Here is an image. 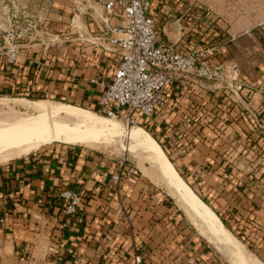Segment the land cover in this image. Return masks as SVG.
<instances>
[{
	"label": "crops",
	"instance_id": "obj_1",
	"mask_svg": "<svg viewBox=\"0 0 264 264\" xmlns=\"http://www.w3.org/2000/svg\"><path fill=\"white\" fill-rule=\"evenodd\" d=\"M9 1L43 4L37 13L48 19L50 30L66 25L73 5L85 6L74 25L86 34L99 27L92 4L100 9L104 2L0 0V28L7 23ZM154 10L159 12L158 38L174 44L198 39L192 35L193 23L186 20L197 15L183 0H150ZM111 21L121 19L113 15ZM220 39L218 58L236 62L246 86L236 91L179 75L166 92L168 105L150 120L151 129L166 146H174L171 156L178 171L192 177L197 168L204 174L193 187L230 224L234 226L236 216L245 223L251 219L249 238L264 249V23L240 36L226 30ZM32 51H22L14 64L0 59V95L40 94L96 104L99 91L88 79H108L119 57L115 50L94 49L89 43L68 44L65 52L37 46ZM32 54L40 65L32 63ZM115 171L116 163L105 156L65 145L45 146L0 163V264L218 260L214 252H201L167 193L150 185L143 174L116 183L111 179ZM66 187L81 190L84 201L78 216L61 228L64 215L56 194Z\"/></svg>",
	"mask_w": 264,
	"mask_h": 264
},
{
	"label": "built area",
	"instance_id": "obj_2",
	"mask_svg": "<svg viewBox=\"0 0 264 264\" xmlns=\"http://www.w3.org/2000/svg\"><path fill=\"white\" fill-rule=\"evenodd\" d=\"M91 9L99 27L94 34H86L82 27L74 25V18L80 12L77 5L71 7L72 17L64 27L50 30L45 16L30 13L27 5L13 4L7 28L0 30V59L14 64L22 51L31 52L34 46L65 52L72 43H89L94 49L115 50L119 57L113 74L108 79L89 78L88 83L99 91L98 113L135 124L151 120L158 109L168 105L166 92L179 75L236 91L246 86L236 62L216 59L219 43L174 44L158 38L159 12L150 11V0H109L103 2L100 9L94 4ZM113 15L121 22L113 23ZM196 15L191 25L192 33L194 25L202 27L203 23V20L197 22L201 17ZM57 20L61 21L62 17L58 16ZM211 32H215V28L210 27L208 33ZM30 60L40 65L36 55H30ZM133 174L131 166L122 158L116 162L111 179L118 183L123 178H133ZM56 197L62 203L64 215L60 227L66 228L78 216L84 195L81 190L66 187L60 189ZM0 222H4V217Z\"/></svg>",
	"mask_w": 264,
	"mask_h": 264
},
{
	"label": "bare ground",
	"instance_id": "obj_3",
	"mask_svg": "<svg viewBox=\"0 0 264 264\" xmlns=\"http://www.w3.org/2000/svg\"><path fill=\"white\" fill-rule=\"evenodd\" d=\"M0 104L6 108L0 114V161L20 158L52 142L96 148L108 142L107 136L120 132L115 119L70 103L14 97L0 98ZM127 136L139 148L140 171L153 184L165 189L207 242L219 251L229 247V255L236 264H262L246 253L242 243L180 176L146 130L132 127Z\"/></svg>",
	"mask_w": 264,
	"mask_h": 264
},
{
	"label": "rangeland",
	"instance_id": "obj_4",
	"mask_svg": "<svg viewBox=\"0 0 264 264\" xmlns=\"http://www.w3.org/2000/svg\"><path fill=\"white\" fill-rule=\"evenodd\" d=\"M183 2H184V4H186L187 6L190 7V11L193 9H196V10H198V12L202 11V12H205L208 14L207 17L205 19H203L202 27L200 29H198L197 35L200 38V40L197 39V43L203 44V43H208L210 41L211 36H208V37L206 36V34H209L208 29L210 27L215 28L217 31L221 30L222 32H225L226 30H230V32L233 35L240 36V35L248 32L249 29H253V28L258 27L259 25L264 23V0H183ZM13 4L16 6L17 5L23 6L22 4H18L16 1H9V5H7V7H6V14H7L6 22L7 23L4 26V22H3V27L0 28L1 31H3L4 28H6V26L8 24L9 13H10L11 6ZM27 6L29 8L30 13L38 14L37 11L41 10L44 5L38 4L35 6L34 4H32V6H29V5H27ZM31 9H32V11H31ZM216 59L219 61H223V60H220L218 58V54L216 56ZM0 97L20 98V96L17 97V96H4V95H0ZM62 98L63 97H61V99L55 100L52 97H45L44 96L43 99L63 102ZM64 100L66 101V103H72L75 105H78V104L87 105L89 103L86 101H81V100H77V99H69L66 97H64ZM93 107L97 108V106L94 102L92 104H90L89 109H91L94 112H97V110H94ZM5 109H6L5 106L0 104V114L4 113V111H6ZM97 114H100V113L97 112ZM115 121H117L120 124L119 134L114 135V136L113 135L107 136L106 141H108V142L102 143L99 147L90 148V147L77 145V144L52 142L49 144L42 145L41 147H39L36 150H33L30 153L37 152L45 146H52V145L53 146H55V145L64 146L65 145V146L80 147V148H83V149H86L89 151L96 152L97 154H100L101 156H105L108 160L115 162V163L118 160H121L122 158H124L126 160V162L131 166L132 169H136L138 171V174L136 177H144L145 175L139 169L140 160L142 159L141 155L138 153L139 148L128 138L127 131L132 127H140L141 126L143 129H145V128L140 123H137V124L129 123L123 118H115ZM150 135L154 138V140L156 139L152 135V133H150ZM155 141L157 142V140H155ZM27 155H25V156H27ZM22 157H24V156H22ZM13 159H16V158H13ZM13 159H10L7 161L6 160L0 161V163H6V162H9ZM169 159H170V157H169ZM179 171H180V174L182 175V176L181 175L180 176L194 190H195V188L193 187V185L195 184V182H197L199 179L204 177V174H202L201 171H197V168L193 169V171H192L193 174H191L192 177H190L186 172L183 174L182 173L183 170H179ZM144 178L147 179L146 176ZM149 184L159 188L162 191H164L165 192L164 194L167 193L164 188L156 186L155 184H153L150 181H149ZM198 195H200V194H198ZM166 196H167V194H166ZM201 196H204V195L201 194ZM204 197L206 198V196H204ZM172 200H173L174 206L178 208V205H176L174 199H172ZM185 218H186V216H185ZM186 221H188V219ZM186 221H184L183 223L186 224ZM187 224L188 225H186V226H187L188 231L190 232L189 234H191V235L195 234L194 236L198 235L201 237V235H199L197 233L195 228H194L195 233H194V231H192L191 226L189 225L190 222ZM253 227L254 226L251 224L249 226L246 225V227H244V229L236 227L235 232H232L230 229H228V230L242 243V245L245 247L246 253L248 252L249 254L254 255L262 264H264V249L262 247H260L259 245H257L255 242H253L251 238H249V235L251 234L252 230L254 231ZM236 234H238L239 236H237ZM204 241H205L204 245L206 246L205 248L207 250H211L212 252H214L219 261L225 262L228 264H236V261L229 255V249H227L229 247H227L226 249H224V248L220 249L221 251H219V250L215 249L214 246L211 245L209 242H207L205 239H204Z\"/></svg>",
	"mask_w": 264,
	"mask_h": 264
},
{
	"label": "trees",
	"instance_id": "obj_5",
	"mask_svg": "<svg viewBox=\"0 0 264 264\" xmlns=\"http://www.w3.org/2000/svg\"><path fill=\"white\" fill-rule=\"evenodd\" d=\"M192 11V13H193V15H196V14H199L200 15V17L201 18H199V20H197V22L198 21H202L204 18H205V16H206V13L205 12H202V11H199L198 12V10H196V9H193V10H191ZM201 19V20H200ZM186 20H189L190 22H192L193 20H194V18H189V16H187V18H186ZM194 30H193V34L192 35H195L197 32V30L198 29H200V27L201 26H199V24H197V26H195L194 25ZM222 35V31L220 30V31H217L216 29H215V32H211V33H209V34H207L206 36L208 37V36H211V38H210V41H209V43H216V44H218L219 43V41L221 40L220 39V36ZM194 42H197V40L196 39H194ZM11 96H17V97H19L20 96V98H23V97H25L26 99H29V100H38V99H43L44 98V96H42V95H40V94H35V95H26V96H21V95H11ZM35 98V99H34ZM53 99H55V100H57V99H61L59 96H53L52 97ZM62 101L63 102H65L66 103V101L64 100V98H62ZM70 104H72V103H70ZM90 102L87 104V105H84V104H78L79 106H81V107H83V108H86V109H88V110H91V109H89L90 108ZM75 105V104H74ZM77 105V106H78ZM93 109L94 110H97V108H94L93 107ZM92 111V110H91ZM94 112V111H93ZM95 113H97V112H95ZM99 115H102V116H105L103 113H100ZM147 131H148V133L150 132V133H152V135L156 138L155 140H157V142H158V144L160 145V147L162 148V150L165 152V154H166V156L168 157V159H169V157H170V162L173 164V159H172V157H171V154H172V151L175 149L174 148V146L173 147H171V146H166L165 144H164V142L152 131V129H151V125H152V122L150 121V120H148V121H141V122H139ZM141 127V126H140ZM144 129V130H145ZM149 133V134H150ZM172 148H173V150H172ZM173 166L175 167V165L173 164ZM175 169L177 170V168L175 167ZM178 171V170H177ZM133 176L135 177V176H137V174H138V171L136 170V169H133ZM178 173L180 174V172L178 171ZM181 175V174H180ZM182 176V175H181ZM191 187V186H190ZM192 188V187H191ZM193 189V188H192ZM194 190V189H193ZM195 191V190H194ZM195 193L197 194V192L195 191ZM198 195V194H197ZM200 198H201V200L203 201V202H205L214 212H215V214L219 217V219L221 220V222L223 223V225L227 228V229H230L232 232H235L236 230H235V228L237 227V228H242V229H244V227H246V225H251V223H250V220L251 219H249L248 221H247V223H245L243 220H241L240 218H237V216H236V218L234 219V221H235V224H234V226L232 225V224H230L228 221H227V219H226V217L224 216V214H222V213H220V212H218V211H216L214 208H213V206H212V204L209 202V201H207V199L204 197V196H201V195H198ZM167 197H168V199H169V201H171L172 203H173V200H172V198L170 197V196H168L167 195ZM60 207H62V203L61 202H59V208ZM176 208V210H177V212L180 214V217H181V220L184 222V221H186L187 219L185 218V216H184V214H183V212L182 211H180L177 207H175ZM187 223H189L188 221H186V225H188ZM190 226H191V229H192V231H194V233H195V230H194V228H193V226L191 225V224H189ZM237 236H239L238 234H236ZM196 237H197V239H198V243H200L201 244V247H202V250H201V252H203V250L204 251H209V252H212L211 250H207L205 247V241H204V239L203 238H201L200 236H198V235H196ZM219 262V260H211L210 258H208V259H206V262L204 261V262H201V264H216V263H218ZM223 264H228V263H225V262H223Z\"/></svg>",
	"mask_w": 264,
	"mask_h": 264
},
{
	"label": "water",
	"instance_id": "obj_6",
	"mask_svg": "<svg viewBox=\"0 0 264 264\" xmlns=\"http://www.w3.org/2000/svg\"><path fill=\"white\" fill-rule=\"evenodd\" d=\"M104 2H106V1H109V0H103ZM77 6H78V8H79V10L82 12V11H84L85 10V6L83 7V6H80V4H77ZM8 25V24H7ZM6 28H7V26H6ZM6 28H4V30L6 29Z\"/></svg>",
	"mask_w": 264,
	"mask_h": 264
}]
</instances>
